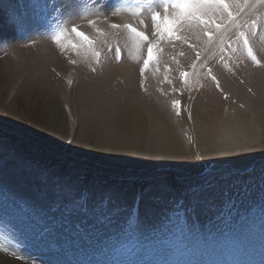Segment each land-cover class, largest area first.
Listing matches in <instances>:
<instances>
[{
    "label": "rangeland",
    "instance_id": "rangeland-1",
    "mask_svg": "<svg viewBox=\"0 0 264 264\" xmlns=\"http://www.w3.org/2000/svg\"><path fill=\"white\" fill-rule=\"evenodd\" d=\"M173 3L0 0V78L12 86L0 95V256L264 264V0H224L204 23ZM132 109L174 128L183 161L128 160L102 143L99 117ZM230 120L255 141L213 155L194 124Z\"/></svg>",
    "mask_w": 264,
    "mask_h": 264
},
{
    "label": "bare ground",
    "instance_id": "bare-ground-1",
    "mask_svg": "<svg viewBox=\"0 0 264 264\" xmlns=\"http://www.w3.org/2000/svg\"><path fill=\"white\" fill-rule=\"evenodd\" d=\"M12 75H14V74L11 73V76ZM12 78L13 79H11L10 81H12V83L16 84V81H14L15 76H12ZM3 81L4 80H2L0 78V95H7L8 96L11 93L12 86L9 87V85L3 83ZM24 84L27 85L26 83H24ZM21 92H20V94H22L25 98H26V96L31 97L33 95H35V97L36 96L38 97V94H39V93H37V91H35V93H31V91H29L27 89H23V91H21ZM236 92H238V91H236ZM10 97H11V95H10ZM240 97H241V100L245 99V107L247 109H249V106H250L249 101L242 94ZM257 97H259V96H257ZM25 98H24V100H25ZM30 102H31V100H30ZM32 105H31V107H32ZM23 108H25V107H23ZM9 110H12V109L9 108ZM52 110H54V109H52ZM243 112L246 113L245 111H243ZM258 112H260V111H258ZM250 115H251V112H250ZM102 116L103 117H101V118L99 117V119H100L99 123L100 124L98 123V126H99L98 129H100V130H98V132H99V134L102 135L100 139H101V141H103L102 143H105V144L110 143V141L115 143V146L118 149V151L115 153L118 154V157L126 158L128 160L146 159V158H144L147 154L146 152L151 151L155 155L163 157L162 161H165V163L166 162H168V163L174 162V164H175L177 162L183 161V159L185 157V150H184L185 147H184L183 142L180 139V136L177 134L176 131H174V128H173V130H170V128H168V130H163L162 129L163 126H161L162 124L158 120H156L153 115L148 114V113H138L132 109L129 113H125V115H119V113H113L112 114V113L105 112L102 114ZM8 117H9V115H8ZM156 117H157V115H156ZM222 118H224V117H222ZM68 120H69V118H68ZM246 120L247 119H245L243 121L245 123L244 125L250 126L251 123H248ZM235 122L230 120V122L228 124H226L225 126L222 127L220 125H216L215 128H212V126H210V125L208 126L205 124L202 126H200L201 124H199L198 126L194 124L195 128L194 127L193 128H194V132L196 133L197 136H198V134L201 133L202 137H204V141H205L204 146L206 145L208 147H211L210 149H212L211 152L213 153V155L217 154V155H221V156H226V155H230V154L236 152L239 147H244V144L246 142L250 143L252 140L255 141V139H253L254 135H250V136H245L246 134L243 135L245 133V131L243 129H241V127L238 125V123H235ZM258 123H259V121H258ZM32 124H34V123H32ZM47 128H48V125H47ZM198 131H199V133H198ZM196 139L198 142V138H196ZM198 144H199V142H198ZM199 146H200L199 148L202 147L200 144H199ZM203 148H205V147H202V149ZM151 159H153V158H151ZM0 264H27V263L20 261L14 257L8 258V256L7 257L0 256Z\"/></svg>",
    "mask_w": 264,
    "mask_h": 264
},
{
    "label": "snow or ice",
    "instance_id": "snow-or-ice-1",
    "mask_svg": "<svg viewBox=\"0 0 264 264\" xmlns=\"http://www.w3.org/2000/svg\"><path fill=\"white\" fill-rule=\"evenodd\" d=\"M212 6H219L226 8V5L224 4V0H174L173 7L175 9H178L181 11L183 16L185 17H191L192 19L198 21L199 23H204V21L201 19V17L207 15V12L210 10ZM154 21L158 20L159 18L156 16H153L152 18ZM113 27H116L113 25ZM173 30V26L171 21H165L164 22V31L166 33H171ZM131 31V29H130ZM73 32L76 33L77 36H81L79 32H76L75 29H73ZM135 35L139 37L141 40L146 41V37L142 36L139 32H135ZM83 38V37H82ZM245 47H247V41H245ZM249 56L252 57L253 63H257L256 58L252 56V53L249 51ZM116 56L119 61L120 59V51L119 49L116 50ZM153 60V49L149 47L147 49V60L144 63V68L147 69L149 62ZM257 66L258 63H257ZM144 73L141 71V76H143ZM219 90V89H218ZM182 94V93H181ZM227 99V98H225ZM177 108H179V103L175 105ZM178 116L180 115V112L177 111L176 113ZM190 118V117H189Z\"/></svg>",
    "mask_w": 264,
    "mask_h": 264
}]
</instances>
